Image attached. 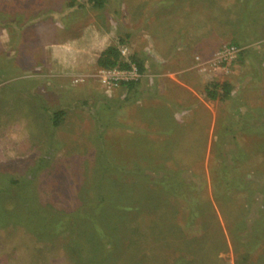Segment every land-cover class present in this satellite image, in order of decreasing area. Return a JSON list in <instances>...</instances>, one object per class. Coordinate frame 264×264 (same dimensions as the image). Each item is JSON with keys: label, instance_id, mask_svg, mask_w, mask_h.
I'll list each match as a JSON object with an SVG mask.
<instances>
[{"label": "rangeland", "instance_id": "obj_1", "mask_svg": "<svg viewBox=\"0 0 264 264\" xmlns=\"http://www.w3.org/2000/svg\"><path fill=\"white\" fill-rule=\"evenodd\" d=\"M1 1L2 30L92 16L144 72L56 89L2 31L0 264H264V0Z\"/></svg>", "mask_w": 264, "mask_h": 264}, {"label": "crops", "instance_id": "obj_2", "mask_svg": "<svg viewBox=\"0 0 264 264\" xmlns=\"http://www.w3.org/2000/svg\"><path fill=\"white\" fill-rule=\"evenodd\" d=\"M58 15L57 18L47 16V19L33 23L22 31L14 28L0 29V45L3 44L2 31L6 32V38H9L10 33L8 45L13 37L14 44L22 49L25 61L30 62L29 69L37 68L56 89L61 86L67 90L70 84L73 85L72 79L75 83L81 79L86 83L96 78L98 68H101L98 61L105 51L104 45H110V39L105 34L106 29L98 25L92 16L86 17L88 26L84 29L77 11L69 9L65 14L58 12ZM79 31H82L81 35ZM158 56L163 57V53L158 52Z\"/></svg>", "mask_w": 264, "mask_h": 264}, {"label": "trees", "instance_id": "obj_3", "mask_svg": "<svg viewBox=\"0 0 264 264\" xmlns=\"http://www.w3.org/2000/svg\"><path fill=\"white\" fill-rule=\"evenodd\" d=\"M23 0H2V6L7 10H10L9 8H11L13 5H19L20 3H22ZM89 3L95 7V8H103L104 7V3L105 0H88ZM98 65L101 68H127L129 66L128 63H123L121 61V55L120 52L117 48L114 47H110L105 53L102 54V56L100 57L99 61H98ZM139 68L140 73L144 72V68L142 66L141 63H137L136 64ZM134 85V83L131 84H127V86H129L130 88ZM212 98H216L217 97V93L216 92H212ZM57 117V116H56ZM56 119V120H55ZM52 122V125L57 127L58 126V120L57 118H55Z\"/></svg>", "mask_w": 264, "mask_h": 264}, {"label": "built area", "instance_id": "obj_4", "mask_svg": "<svg viewBox=\"0 0 264 264\" xmlns=\"http://www.w3.org/2000/svg\"><path fill=\"white\" fill-rule=\"evenodd\" d=\"M120 55L128 59L127 48H119ZM102 84L106 88H118L123 85L136 83L141 78V73L136 64L129 63L127 68H111L100 71Z\"/></svg>", "mask_w": 264, "mask_h": 264}]
</instances>
